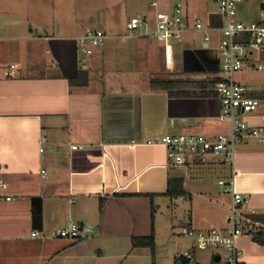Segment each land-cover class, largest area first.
<instances>
[{
  "label": "crops",
  "instance_id": "1",
  "mask_svg": "<svg viewBox=\"0 0 264 264\" xmlns=\"http://www.w3.org/2000/svg\"><path fill=\"white\" fill-rule=\"evenodd\" d=\"M63 3L0 0V177L8 185L0 189V264H190L186 254L199 264L219 263L227 249L198 250L182 228L225 232L232 196L219 181L232 180L247 201L242 213L255 231L264 229V144L251 139L236 146L230 161L190 157L184 167L174 166L163 145L149 144L166 135L229 133L212 89L220 63L201 52L219 51L211 37L221 35L218 6L212 0L151 3L156 24L159 13L182 4L189 31L162 50L143 32L124 36L136 41L130 57L111 59L115 68L104 51L79 62L77 37L88 19L79 22L74 4ZM114 16L109 9L108 19ZM203 16L206 32H196L193 19ZM237 18L263 21L264 0L240 3ZM123 61L128 69L120 68ZM80 71L85 74L72 84ZM235 79L252 86L260 102L247 121L264 127V70L244 69ZM155 81L173 85L154 90ZM169 182L176 188L183 182L187 195H167ZM152 207L154 256L133 244L151 235ZM69 223L89 229L87 238L52 236ZM236 246L244 264H264V246L252 235L237 237Z\"/></svg>",
  "mask_w": 264,
  "mask_h": 264
},
{
  "label": "built area",
  "instance_id": "2",
  "mask_svg": "<svg viewBox=\"0 0 264 264\" xmlns=\"http://www.w3.org/2000/svg\"><path fill=\"white\" fill-rule=\"evenodd\" d=\"M223 16L221 32V45L219 47L220 76L213 83V91L221 105L219 120L228 123L229 133H220L215 137H206L195 134L166 135L149 144H161L168 150L169 157L174 166L184 167L190 157L202 158L214 155L230 161L238 144L251 139L264 144V127H256L247 121V117L258 110L259 100L252 94L254 89L248 84H243L235 79L237 73L244 69L253 71L264 70V63L260 57L264 54V20L261 22L246 23L237 18V7L246 0H216ZM155 6V4H153ZM148 27V21L138 17L132 18L127 29L137 31L143 26ZM196 32H206L201 19L193 23ZM189 31V21L184 14L182 4H177L171 12H161L157 16V24L152 31H147L141 36H149L162 42L174 41L181 43L185 33ZM207 34V33H206ZM108 39L103 31H87L78 38L79 52L84 57L93 54V48H101ZM205 43L210 42L206 35ZM255 57V58H254ZM73 149H82V146H73ZM45 171L43 175H45ZM220 187L226 193H231L232 202L227 216L228 229L225 232H201L188 227L182 228V235L194 241L195 248H225L229 254L217 264H244L243 252L236 246L239 236L248 234L254 229L253 223L242 213L247 203L242 194L232 188V180L219 181ZM8 185L0 177V189H7ZM257 214V211H252ZM89 229L82 228L76 223H69L52 236L74 241L87 238ZM37 233L34 234V236ZM190 264H199L192 261L191 254H186Z\"/></svg>",
  "mask_w": 264,
  "mask_h": 264
},
{
  "label": "rangeland",
  "instance_id": "3",
  "mask_svg": "<svg viewBox=\"0 0 264 264\" xmlns=\"http://www.w3.org/2000/svg\"><path fill=\"white\" fill-rule=\"evenodd\" d=\"M156 0H64V5L66 2L68 4H74V9H76V16L78 18V21L81 22L82 20L88 19V25L86 29L83 31L82 35H84V32L88 29V31H103L106 35H108V39L106 40V44L104 47L101 48H93V51H104L105 56H107L106 60L107 62H111V66L115 67L118 65V62L111 61V59H114V57L124 58L125 55L127 57H130V48L135 39L130 41H125L122 39L124 36H135L139 33L143 32L146 33L149 30H152L156 26L155 22V15H154V7L151 6V3L155 2ZM212 3H214V7L216 8L218 6L220 10V6L217 1L212 0ZM117 5V6H116ZM109 9L112 15H116L114 17H118V19H108ZM134 16H137L141 19L147 18L149 21V27H146L145 25L137 30V31H130L127 29V23L130 21V19ZM196 19H201L204 28L206 24V17H200L193 19L194 22ZM206 29V28H205ZM202 34L203 40L206 33H200ZM211 37L213 39L212 46L219 48L221 45V35L219 34H211ZM80 38V37H79ZM78 40V37H77ZM155 43V46L158 47V49L162 50L159 46H168L169 44H174L177 42L174 41H167L166 43H159L157 40H149ZM74 43V41H71ZM76 42V40H75ZM198 45H201V42L198 41ZM179 46V45H175ZM166 49V48H165ZM90 57V56H89ZM88 58V57H87ZM79 62H84V56L79 53L78 55ZM71 61V58L69 59ZM121 69H128V62L126 61L119 63ZM184 66V65H183ZM116 68V67H115ZM216 77L214 81L220 76V72L215 73ZM237 75V74H236ZM244 84V83H243ZM175 213L181 212V209L177 210L175 208ZM206 232V231H201ZM208 249V248H207ZM214 250H223V248H213Z\"/></svg>",
  "mask_w": 264,
  "mask_h": 264
},
{
  "label": "trees",
  "instance_id": "4",
  "mask_svg": "<svg viewBox=\"0 0 264 264\" xmlns=\"http://www.w3.org/2000/svg\"><path fill=\"white\" fill-rule=\"evenodd\" d=\"M52 47H53V50L56 52V50H57L56 44H53ZM81 74H85V72H81L80 74H78V76L72 77V79H71L72 84H74L73 80L81 78ZM87 80L88 79H86L84 82L80 83V85L85 86L88 83ZM172 85L173 84L169 81H155V82H152L151 87L154 90H167V89H171ZM187 94L189 96L205 95L203 93L195 94V93H191V92L187 93ZM167 195L173 196V197L186 196L187 193L183 188V182H180L179 188H176L175 186L174 187L171 186V182H169V189H168ZM154 217H155V209H154V207H152V233H151V235H149L147 237H135L133 239L134 246L149 247L151 249L153 256L155 254V248H156L155 236H154ZM249 235L253 236L254 242L264 246V229H261V231H255V229H252V230H250ZM184 264H186V263H184Z\"/></svg>",
  "mask_w": 264,
  "mask_h": 264
},
{
  "label": "water",
  "instance_id": "5",
  "mask_svg": "<svg viewBox=\"0 0 264 264\" xmlns=\"http://www.w3.org/2000/svg\"><path fill=\"white\" fill-rule=\"evenodd\" d=\"M220 15H221V13H220ZM221 17H222V20H223V16L221 15ZM215 51V54H216V58H214L213 59V55L211 54V53H213ZM201 52H204V53H206L207 54V56H209V59L212 61V62H214L216 65H218L219 64V62H220V59H219V51L218 50H210V49H204V50H201ZM209 52H211V53H209ZM210 54H211V56H210ZM214 54V53H213Z\"/></svg>",
  "mask_w": 264,
  "mask_h": 264
}]
</instances>
